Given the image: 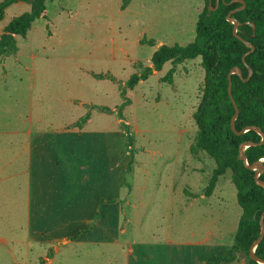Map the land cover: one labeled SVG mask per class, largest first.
Segmentation results:
<instances>
[{
	"label": "rangeland",
	"instance_id": "374dc122",
	"mask_svg": "<svg viewBox=\"0 0 264 264\" xmlns=\"http://www.w3.org/2000/svg\"><path fill=\"white\" fill-rule=\"evenodd\" d=\"M204 6V0H47L49 26L45 20H36L26 38L18 39L17 54L0 57V126L20 129L29 116L41 119L46 127L71 126L88 111L84 104L113 110L111 114L90 113L89 130L94 131L89 133L99 131L105 136L104 141H96L94 152L86 148L84 138L75 148L83 167L88 158L95 157L96 182L77 186V212L54 216L64 225V233L85 235L90 226L83 222L84 212L93 199L101 197L106 210L111 209L110 217L103 218L104 227L122 243L99 246L105 252L98 254L77 251L89 245L28 241L58 234L54 222L38 212V205L29 204L35 190L34 169L25 136L16 134L15 146L9 150L15 160L9 166L11 178L0 182L1 204L6 205H0V239L6 240L0 242V264H124V253L136 257L153 247L158 252L163 247L159 243L167 240L176 247L197 250L205 237L208 245L216 246L215 257L232 243L241 210L230 172L219 178L211 196L206 197L214 162L203 152L197 156L189 153L197 131L193 114L204 80L200 58L178 65L171 85L161 81L172 68L166 63L135 87L133 105L123 111L134 138L132 149L138 151L132 194L127 197L118 183L128 155L117 161L118 138L126 139L116 115L122 103L120 87L140 71L138 66L151 65L150 57L161 45L191 43L197 13ZM29 10L26 2L10 5L0 22V35L11 19ZM91 72L112 75L117 83L98 81ZM0 144V159L6 158V141ZM67 147L61 145L62 156ZM63 168L68 169L67 163ZM161 250L152 257L154 262L146 264H161L159 260L168 252L167 247Z\"/></svg>",
	"mask_w": 264,
	"mask_h": 264
},
{
	"label": "trees",
	"instance_id": "16d2710c",
	"mask_svg": "<svg viewBox=\"0 0 264 264\" xmlns=\"http://www.w3.org/2000/svg\"><path fill=\"white\" fill-rule=\"evenodd\" d=\"M20 1L28 3L30 10L14 17L3 28L0 35V57L3 58L17 54L18 39L26 38L36 20H45L46 27L49 26L47 0H2L0 22L4 18L5 10ZM232 1L218 0L217 8L210 11L209 0H204V8L197 13L194 40L186 46L161 45L152 53L150 66L139 64L140 71L133 73L124 86L120 87L122 103L116 112L118 120L121 121L120 126L126 134L125 141L118 138L117 161L128 154L126 166L118 174V183L126 189V196L129 197L133 191L131 180L137 164L135 156L138 151L132 149L134 138L130 134L131 127L124 122L123 111L133 105L135 87L141 81H146L154 72H159L166 63H170L172 68L161 81L171 85L178 65L200 58L204 80L201 97L193 114L197 131L189 153L197 156L203 152L214 162L215 168L205 190L206 197L211 196L219 178L230 172V180L236 190V202L241 210L232 243L204 264H259L249 258V248L260 234L259 218L264 210V188L257 185L255 172L247 169L238 157L241 144H258L261 136L254 129L240 135L232 131L230 123L235 111L227 89L228 73L233 68H239L242 79L236 75H231L230 78L232 97L239 111L235 120L236 132L256 127L264 134V0H243L245 8L231 15L239 23L237 35L254 47L253 52L245 57V63L242 57L249 48L233 36V25L226 20L228 12L241 6ZM215 4L216 0H211V8H215ZM247 22L250 24H245ZM251 23L255 27L254 32ZM248 68L252 70V75L248 81H243L248 75ZM90 75L98 81L117 83V79L109 74L91 72ZM84 107L88 111L71 127L81 129L90 123L92 110L113 113L108 107L91 104H84ZM244 153L248 165L263 160L264 166V143L251 145ZM259 180L264 182V172L260 174ZM112 200L109 202L112 203ZM254 253L264 261V237Z\"/></svg>",
	"mask_w": 264,
	"mask_h": 264
},
{
	"label": "crops",
	"instance_id": "0c3cea01",
	"mask_svg": "<svg viewBox=\"0 0 264 264\" xmlns=\"http://www.w3.org/2000/svg\"><path fill=\"white\" fill-rule=\"evenodd\" d=\"M84 107V105H83ZM34 121L37 123L36 127H33ZM91 122V121H90ZM13 123V122H12ZM22 128L18 129L15 125L0 126V143L6 141V158L0 159V174L3 177H0V182L8 181L11 178L9 175V166L14 164L13 153L10 156L9 150L15 146V136L19 134L25 136L26 144L29 149V157L31 161V169H34V179L33 183L35 184V190L29 204L38 205L39 213H43L47 216L48 221L50 220L53 224V228L57 230L53 238H46L42 236H36L30 238L32 244H54L56 246L62 245H89L88 248L78 249L79 252L92 253L97 252L101 254L105 252L104 249L99 248V246L104 245H121V241L118 237H112L109 235V228L106 230L105 220L103 218L110 217V211L106 210L107 204L105 200L101 197H96L92 200L91 207L88 211L84 212L83 222L87 226H90V232L77 236L75 232L74 235L71 233H64V225L58 222V217L54 216V213L78 211L79 209V198H78V189L77 186H86L87 184H92L96 182V177H98V169L95 167V157L92 155L87 159V164L85 167L79 163L78 156L76 155V146L80 139L84 138L86 140L85 145L91 153L94 152L96 141H104V132L100 135V132L97 131V134L89 133L94 130H89L90 123L84 125L81 129L71 127L69 125L59 126L55 125L54 127L43 124L41 119L31 120V117L25 118L23 120ZM43 126V127H41ZM7 127V128H6ZM10 139V140H9ZM55 140V141H51ZM14 140V141H13ZM56 143V145H54ZM59 144V147H57ZM67 145V153L62 156L61 145ZM0 147H3V144H0ZM67 163L68 169L66 171L63 168V164ZM110 171V157L108 156V174ZM13 176V175H12ZM108 180L110 181V176L108 175ZM101 195V194H100ZM66 197L67 200H63ZM6 202L5 200H2ZM109 202V201H108ZM0 205L1 200H0ZM6 206V205H2ZM100 208V209H99ZM109 208V207H108ZM53 214V216H51ZM104 222H101V221ZM90 222V223H89ZM86 228V227H84ZM66 229V228H65ZM209 238L205 237L201 242H199L198 249H192L189 251L188 247H176L174 243L170 244V241L159 243L163 246L161 249L166 250L167 255H164L159 263L161 264H204L207 258L213 257L215 255L216 246L213 244L208 245ZM2 244H5V239H0ZM157 248H148L135 257L127 253L123 254L124 264H146L150 261L154 262L152 259L153 256L159 254L162 250ZM211 249V251H210ZM55 252L59 251L54 249ZM192 251V252H191ZM197 251V252H196ZM145 252V253H144ZM212 252L213 255H209ZM146 254L148 257H145ZM198 255V257H197ZM202 256V257H200ZM150 258V260H149ZM214 258V257H213ZM47 263H50L51 260L44 258ZM211 259V258H210ZM97 262L95 261L94 264Z\"/></svg>",
	"mask_w": 264,
	"mask_h": 264
},
{
	"label": "water",
	"instance_id": "95a60500",
	"mask_svg": "<svg viewBox=\"0 0 264 264\" xmlns=\"http://www.w3.org/2000/svg\"><path fill=\"white\" fill-rule=\"evenodd\" d=\"M223 1V0H222ZM233 3H239L241 6L228 12L227 16H226V20L231 23L233 25V28H232V33H233V36L235 38H237L238 40L242 41L246 47L249 48V51L243 55L242 57V60L243 62L245 63V57L250 54L251 52H253L254 50V47L247 41H244L241 37H239L237 35V31H238V26H239V23L236 19L232 18L231 15H233L234 13L240 11V10H243L245 8V3L243 0H233L232 1ZM218 6V0H216V4H215V8H211V0H209V10L210 11H213L217 8ZM245 24H250V22H247ZM251 26L253 28V32L255 31V27L254 25L251 23ZM231 75H236L238 76L239 78L242 79V73L240 71L239 68H233L230 70V72L228 73V95H229V98L233 104V107H234V115L231 119V129L233 132H235L236 134L240 135L244 132H246L247 130L249 129H254L260 136H261V141L258 143V144H253V143H250V142H247V143H243L240 145L239 147V157L238 159L241 160L244 164H245V167L249 170H252L255 172L254 174V179L257 183V185L261 186L262 188H264V182L260 181L259 180V176L262 172H264V166H263V160H260V161H257L255 162L254 164L252 165H248L247 164V161H246V156H245V153H244V150L251 146V145H260V144H263L264 143V134L260 132V129L259 128H256V127H253V128H246V129H243L241 132H236V129H235V120L238 116V108H237V105L235 104L234 100H233V97H232V93H231ZM252 75V70L250 68H248V75L245 79H243V81H248L249 78L251 77ZM259 225H260V234L258 236V238L251 244L250 248H249V258L259 264H264V261L263 260H260L254 253V250L256 248V246L262 241L263 237H264V210L262 211L261 215H260V218H259Z\"/></svg>",
	"mask_w": 264,
	"mask_h": 264
}]
</instances>
